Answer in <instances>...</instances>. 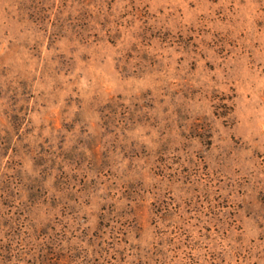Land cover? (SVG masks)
<instances>
[{
  "label": "rangeland",
  "instance_id": "1",
  "mask_svg": "<svg viewBox=\"0 0 264 264\" xmlns=\"http://www.w3.org/2000/svg\"><path fill=\"white\" fill-rule=\"evenodd\" d=\"M0 264H264V0H0Z\"/></svg>",
  "mask_w": 264,
  "mask_h": 264
}]
</instances>
